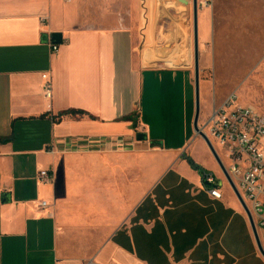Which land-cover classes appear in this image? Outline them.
Here are the masks:
<instances>
[{"label": "crops", "instance_id": "1", "mask_svg": "<svg viewBox=\"0 0 264 264\" xmlns=\"http://www.w3.org/2000/svg\"><path fill=\"white\" fill-rule=\"evenodd\" d=\"M172 4L188 31L191 6ZM143 42L135 26L88 20L80 0H0V138H12L0 145V264H264L236 194L224 184L211 197L187 160L223 180L194 130L193 67L147 66ZM200 90L203 128L232 93L207 101L201 74ZM68 110L86 115L57 118Z\"/></svg>", "mask_w": 264, "mask_h": 264}, {"label": "rangeland", "instance_id": "2", "mask_svg": "<svg viewBox=\"0 0 264 264\" xmlns=\"http://www.w3.org/2000/svg\"><path fill=\"white\" fill-rule=\"evenodd\" d=\"M172 1L80 0V5L88 20L106 19L111 25L125 23L139 29L147 66L187 64L194 69L193 9L190 29L185 31L187 9L173 13ZM206 1L209 40L200 49L201 78L209 92L206 100L214 101V91L217 98L235 93L242 103L264 113V0ZM171 19L176 24L174 35L165 27Z\"/></svg>", "mask_w": 264, "mask_h": 264}, {"label": "built area", "instance_id": "3", "mask_svg": "<svg viewBox=\"0 0 264 264\" xmlns=\"http://www.w3.org/2000/svg\"><path fill=\"white\" fill-rule=\"evenodd\" d=\"M71 1V0H67ZM208 7L209 3L201 4ZM58 46H53L58 51ZM45 97H52V83L48 75H43ZM214 146L219 159L225 158L229 166H224L243 202L249 209L256 226L264 230V113L251 105L242 103L232 93L225 103L215 110L208 122L200 126ZM39 180L49 181L48 171H41ZM203 181L210 196L221 200V188L224 184L233 188L223 173V180L218 183L212 174L203 175ZM234 192V191H233ZM235 193V192H234ZM42 202L40 207H46Z\"/></svg>", "mask_w": 264, "mask_h": 264}, {"label": "water", "instance_id": "4", "mask_svg": "<svg viewBox=\"0 0 264 264\" xmlns=\"http://www.w3.org/2000/svg\"><path fill=\"white\" fill-rule=\"evenodd\" d=\"M179 2L185 4L186 6H192L193 9V26H194V74H195V92H196V114H195V120H194V130L196 134H198L200 137H202L205 142L207 143L213 157L216 159V161L219 163V165L222 168L223 173L229 180L233 191L235 192L236 196L240 200L247 216L249 217L253 232L255 234L257 244L259 246V249L261 253L264 256V251L260 245L258 234H257V226L253 220V217L247 208L246 204L243 202L239 192L235 188L233 182L231 181L226 169L220 162V159L218 157V154L214 148V146L211 144V142L208 140V138L205 136V134L200 130L199 126V118H200V111H201V105H200V74H201V69H200V49H199V30H198V13H199V0H178ZM52 43L53 44H61L62 43V36L60 34H54L52 37ZM146 136L145 135H139L138 140L142 141L145 140ZM10 201L9 194H4L2 196V202L7 203Z\"/></svg>", "mask_w": 264, "mask_h": 264}, {"label": "trees", "instance_id": "5", "mask_svg": "<svg viewBox=\"0 0 264 264\" xmlns=\"http://www.w3.org/2000/svg\"><path fill=\"white\" fill-rule=\"evenodd\" d=\"M68 115H70V116H72V117H74V118H81V117H83V116L86 115V112H84V111H77V110H68V111L61 112V113L57 116V118L60 120V119H62V117H64V116H68ZM55 122H56V118H55ZM11 140H12V138H0V145H1V144H7V143H9ZM187 160H188V162L190 163V165H191L193 168H195V169L201 171L202 175H205V174H206V173H205V172H204L199 166H196V165L193 163V161H192L191 159L187 158Z\"/></svg>", "mask_w": 264, "mask_h": 264}]
</instances>
